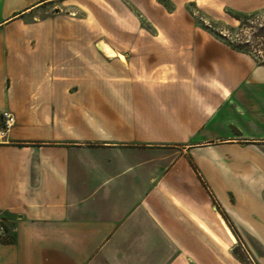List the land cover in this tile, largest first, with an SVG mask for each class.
<instances>
[{
    "label": "crops",
    "instance_id": "obj_1",
    "mask_svg": "<svg viewBox=\"0 0 264 264\" xmlns=\"http://www.w3.org/2000/svg\"><path fill=\"white\" fill-rule=\"evenodd\" d=\"M58 1L0 0V264H244L210 233L264 248V63L205 30L127 50L84 18L21 19Z\"/></svg>",
    "mask_w": 264,
    "mask_h": 264
},
{
    "label": "rangeland",
    "instance_id": "obj_2",
    "mask_svg": "<svg viewBox=\"0 0 264 264\" xmlns=\"http://www.w3.org/2000/svg\"><path fill=\"white\" fill-rule=\"evenodd\" d=\"M257 3L256 0H73L65 3L59 0L58 7L44 4L35 12H23L21 19L59 15L73 16L82 22L84 18L93 34L105 36L127 50L139 43L132 40L133 34L172 35L205 30L221 39L216 33L223 31L233 44L245 48L261 61L264 60V6ZM238 14L248 16L240 20L236 18ZM252 174V182L238 178L233 184L238 198L236 206L242 211L247 203L254 204L256 209L258 207V173ZM250 199L251 202L248 201ZM233 228L236 241L221 228V238L210 234L224 249L228 244L230 252L244 264H260L259 257L264 255V248H261L258 238L254 234L238 231L240 227L236 225ZM219 254L222 256L221 249Z\"/></svg>",
    "mask_w": 264,
    "mask_h": 264
},
{
    "label": "built area",
    "instance_id": "obj_3",
    "mask_svg": "<svg viewBox=\"0 0 264 264\" xmlns=\"http://www.w3.org/2000/svg\"><path fill=\"white\" fill-rule=\"evenodd\" d=\"M2 127L0 128V138L5 137L9 130L16 124L14 113L5 111L2 113ZM9 234V226L5 216L0 213V239H4Z\"/></svg>",
    "mask_w": 264,
    "mask_h": 264
},
{
    "label": "trees",
    "instance_id": "obj_4",
    "mask_svg": "<svg viewBox=\"0 0 264 264\" xmlns=\"http://www.w3.org/2000/svg\"><path fill=\"white\" fill-rule=\"evenodd\" d=\"M247 16H248V15H246V14H241V15L238 14V15H236V18L242 20V19H244V17H247ZM216 34H217L218 37H220L221 39H223L227 44H229L230 46H232L234 49H237V50H240V51H243V52H247V53H249L245 48L233 44V43L227 38L226 34L223 33V31H220L219 33H216ZM260 62H261V63H264V60H261ZM237 257H238L239 259H241L240 256H237Z\"/></svg>",
    "mask_w": 264,
    "mask_h": 264
},
{
    "label": "bare ground",
    "instance_id": "obj_5",
    "mask_svg": "<svg viewBox=\"0 0 264 264\" xmlns=\"http://www.w3.org/2000/svg\"><path fill=\"white\" fill-rule=\"evenodd\" d=\"M101 48H103L105 51H107L109 54H113V51L112 49H110V47L107 45V44H104L102 43L101 44ZM229 231V235L231 236L232 240L233 241H236V236L235 234L231 231V230H228Z\"/></svg>",
    "mask_w": 264,
    "mask_h": 264
}]
</instances>
